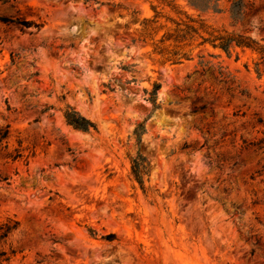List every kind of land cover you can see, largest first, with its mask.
<instances>
[{
    "label": "rangeland",
    "instance_id": "1",
    "mask_svg": "<svg viewBox=\"0 0 264 264\" xmlns=\"http://www.w3.org/2000/svg\"><path fill=\"white\" fill-rule=\"evenodd\" d=\"M233 1L201 13L175 0L181 14L159 0L0 2V18L40 26L0 22V129L9 126L0 224L19 223L0 244L16 251L10 264H264V64L246 49L227 57L196 48V39L184 49L189 61L161 65L139 42L141 22L156 12L154 27L165 28L155 40L175 28L166 18L190 17L263 44L264 0H244L261 12L236 29ZM200 62L248 97L201 76ZM67 105L97 131L68 127ZM45 107L53 110L39 116ZM15 150L24 158L13 162L6 154ZM137 153L150 164L144 191L130 177Z\"/></svg>",
    "mask_w": 264,
    "mask_h": 264
},
{
    "label": "trees",
    "instance_id": "2",
    "mask_svg": "<svg viewBox=\"0 0 264 264\" xmlns=\"http://www.w3.org/2000/svg\"><path fill=\"white\" fill-rule=\"evenodd\" d=\"M10 1L16 0H0L2 3H7ZM160 3L171 10L176 11V13L181 14L178 11V7L175 5V0H159ZM189 7L197 10L201 13H208L212 11L213 13H220L218 9V0H185ZM87 2V0H85ZM154 10V9H153ZM155 12V11H154ZM260 9H254L253 4H249L244 0H236L231 2L227 14L230 20V26L233 29L241 27L243 23L248 20L250 17L257 16L260 14ZM160 14L155 12V16L152 19H144L141 22V29L139 31V42L143 45H150L152 47V53L160 58L161 65L169 63L170 65H180L184 61L190 60V53H186L184 49L190 47L196 39H199L200 42L196 45V48H202L205 46H210L214 50H219L227 57H230L233 49H246L251 51L257 56L258 63L256 67L264 64V43L261 44L247 36L245 31L241 32H228L227 30H214L206 26L202 20H194L190 17H186V21L175 22L169 18L166 20L175 25V28L169 32H166L161 36L159 40H155L157 32L164 29V26H157L158 19ZM0 22L3 24H12L20 27L22 29L35 28L39 30L40 26L29 21H21L20 19H5L0 18ZM202 34H206L207 37H204ZM148 41L150 43H148ZM135 42V41H134ZM212 57V56H210ZM202 59V57H199ZM11 64H15L14 56L11 57ZM208 63L203 64L199 63V66L208 68ZM209 73L210 79L215 83L222 84L227 87V91H234L242 97H248V94L244 90H239L238 86H235V81L230 77L229 74L223 72V70L218 67L214 71H210L209 68L201 72V76ZM37 74L32 75L35 77ZM30 77V78H31ZM160 89V85L155 84L151 93L149 94V102L152 107V111L159 109L157 105V92ZM31 110L35 109L30 108ZM50 110H53L52 107H45L38 112L39 116H43L49 113ZM7 112H10V108L7 107ZM61 117L64 123L71 127L72 129L82 132L90 133L91 131L96 132V126L89 121L88 119L82 117L75 109L70 106H65V108L60 111ZM49 118L53 115L48 116ZM38 121V118L35 122ZM145 133L144 124H140L135 127L133 135L136 140V145H141V137ZM9 137V126L0 129V151H7L8 145L6 140ZM262 141L256 144L246 145V149L250 147H257L260 149ZM3 145V146H2ZM21 143L19 142V146ZM7 159L11 161L21 160L24 158V155L20 150H15L14 154H6ZM26 160L28 159L25 158ZM150 164L145 157L137 153L133 158H130V177L141 190L144 191V179L149 177ZM19 227L17 221L7 219L6 222L0 224V244L8 238L10 234L15 232ZM92 235L93 232L89 231ZM107 241L115 240L114 235H109L104 237ZM16 256V251L11 250L9 253H6L0 246V264H10L12 259Z\"/></svg>",
    "mask_w": 264,
    "mask_h": 264
}]
</instances>
